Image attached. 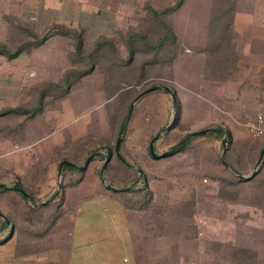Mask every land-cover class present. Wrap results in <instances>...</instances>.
I'll return each mask as SVG.
<instances>
[{
    "label": "rangeland",
    "instance_id": "374dc122",
    "mask_svg": "<svg viewBox=\"0 0 264 264\" xmlns=\"http://www.w3.org/2000/svg\"><path fill=\"white\" fill-rule=\"evenodd\" d=\"M217 1L223 0H184L178 10L165 16L175 39L165 41V47L157 54L158 64L147 67L142 84L130 86V81L117 80L116 74L109 73L106 65L98 64L95 71L79 80L74 81L76 77L69 79L72 86L81 87L75 90L73 100L78 101L81 96H85V108H89L86 113L96 106L94 96L91 98V93L96 91L97 97L103 94L100 106L108 115L105 122H108L107 125L101 126L99 131H88L89 134L79 138V141L98 139L93 133L100 132L107 135L109 144L115 148L120 134L117 124L129 113L128 110L126 113L124 105H131L134 94L138 95L153 86H167L175 94V102L163 94H148L142 103L138 101L139 106L134 105L131 120L125 126L123 135L127 131L128 141L132 144L137 141L146 146L151 136L157 135L153 146H156L158 152L175 150V155L160 163L150 161L141 169L135 185L119 183L124 179L118 176L123 170L112 160L107 164V178L114 185L107 182L105 185L115 189L130 187L127 192L146 187L148 195L156 196V203L153 205L150 202L148 206L164 208L166 216L160 215L157 221L160 223L164 220L169 226L157 238L163 235H182V247H173L172 255H178L182 248L184 255L193 259L200 258L199 264H237L234 257L236 249H248L255 253L259 262H264V195H251L250 185H228L230 171L218 161L222 150V147H218V142L212 144L193 141L178 153L192 139L188 138L182 144L186 137L194 132L217 125L228 129L227 125L230 126L233 122L239 124V120L244 119L248 113L249 121L255 118L261 101H264V0L236 2L238 13L235 28L230 34L236 56L229 61L220 58L230 65L228 69H225L227 65L223 66V70L217 61L212 60V55H209L216 37L223 33L220 27L208 23ZM174 2L175 0H0V3L6 5L0 9V50L12 54L20 49L22 58L17 62L27 64L28 71L24 75L29 81V76L35 74L34 70L37 69L36 74L49 79L43 88L52 83L59 84L73 65L81 69L85 64H73L75 40L53 35L40 42L49 33H54L50 29L52 25H60L79 33L83 41L82 54L89 52L99 37H103L124 56L125 39L132 31L146 32L152 37L150 40L156 41L160 25L153 21L149 12L163 10ZM219 43H222L221 47H227V40ZM229 52L228 50L227 53ZM168 53L173 56L172 63L163 62V55ZM145 56L148 57L147 54ZM3 63L0 60L1 66ZM210 64L212 68H207ZM233 65H236L235 69L231 68ZM212 69L218 72L219 81L211 79ZM4 75L1 70V89L6 82ZM29 81L22 86L24 99L30 95ZM113 89L118 91L112 94L115 96L109 101L107 98ZM57 93L59 96L63 95L65 86ZM95 110L97 108L92 109V115H96ZM2 112L0 111V115ZM3 116H0V184L13 187L18 183L26 193L42 195L37 199L38 202L55 198V213L59 207H66L73 195H119L117 193L122 192L108 189L99 180L103 156L110 153L101 146L93 151L100 155L89 164L82 176L78 172L60 170L59 174L54 173L53 178H47L49 169L32 161L31 151H21L19 154L12 152L15 145L24 144L25 138L22 128L11 126ZM171 122L172 128L166 131ZM232 128L233 126L229 131ZM231 138L238 152L236 154L242 158L250 151L252 140L264 143V140L253 139L250 135L247 139L239 136L237 140L231 134ZM64 155L69 157L70 154L57 153L54 157L56 159L57 156L60 158ZM62 159L60 160L63 161ZM77 159L76 164L82 166L84 161ZM228 159L233 160V153L229 154ZM229 190V193L226 192ZM232 191L233 195L230 194ZM4 202L5 200L1 202V207H4Z\"/></svg>",
    "mask_w": 264,
    "mask_h": 264
},
{
    "label": "crops",
    "instance_id": "0c3cea01",
    "mask_svg": "<svg viewBox=\"0 0 264 264\" xmlns=\"http://www.w3.org/2000/svg\"><path fill=\"white\" fill-rule=\"evenodd\" d=\"M4 7H6V5L0 3V9ZM237 13L238 10L236 6L232 17V31L233 28H235ZM3 14H5V12H3ZM21 55L22 52H19L14 59L0 56V60H3L4 62L2 66L0 65V72L1 70L4 72L5 75L3 76V79L6 81L3 88H0V111H3L2 113H4L6 111L20 108L28 112L21 114L10 113L3 116L5 120H9L12 124L11 126H20L23 130L25 138L23 140L24 144L15 145L12 152L19 154L21 151L26 153L31 151L30 159L37 164L47 167L49 169L47 172V178H53L55 176L54 173L56 172L59 174L62 167L66 165L63 164L65 161H61L60 159L67 157L65 155L60 158L57 156L55 159V154H69L73 145L79 141V138L89 134L88 131H99L101 126L107 125L108 122H105L108 115H106L104 108L100 106L103 101V94L98 95L97 97L96 91L91 93V98L94 96V105L96 106H93L92 104L93 107L87 113L86 111L89 108H85V103H87V100L84 99L85 96H81V99H78V101L73 100V96L76 92L75 90L78 88L76 86H71L73 87V90L70 88L62 95V97H60L58 93L49 94L39 101V96L43 90L44 83L49 82V79L44 78V76H41L40 74H36L37 69H35V74L29 76L31 78L29 81L24 75V73L28 71L27 64L17 62L20 60L19 58H22ZM28 81L31 85L30 95L24 99L22 96V86ZM83 84L84 83L82 82L81 85L83 86ZM80 88L81 87L77 90ZM235 90L237 91V89ZM162 91L164 90L159 89L142 95L134 105H137L139 100L140 103H142L145 96L148 94L152 95L153 93L163 94L164 96L171 98L169 93L164 94ZM113 96L115 95L110 94L107 100L110 101ZM45 102L47 105H45ZM262 104H264V101H261L260 107L255 113V116L262 111ZM39 105L40 108H38ZM94 108H97V110L94 111L96 115H92L94 114L92 112V109ZM133 108L131 112L134 111L135 108ZM129 109L130 106L128 111ZM127 116L128 115L126 114L122 129L119 131L121 133V139H124V141L122 144L120 143L121 146L119 144L120 148L118 147V155H116L119 156L120 153L124 161L120 160L118 162L111 158V162L112 160H115V163L117 162L119 167L121 166V168H124L129 166L135 171L137 173V178L132 183L134 184L136 181V183H138L141 169L147 166L150 161L152 163H160L167 158H170L175 153L168 157L156 159L153 158L149 152L150 142L152 141L153 146L156 139L151 140L150 138L147 146L145 144L144 146L137 141L133 142V144L130 140L128 141V132L126 131L125 135H123V133L129 119L131 120V113L126 125H124ZM249 117L250 113H248L244 119L241 118L239 124L237 122L236 124L234 122L231 124L230 121L228 122V124H230V126L227 125L228 130L233 126L232 131L230 130V134L235 136L236 139L237 137L239 138V136L244 139L249 138L247 124L254 119L253 118L249 121ZM229 119L231 120V118ZM119 124H117V126H119ZM217 126L207 128H218ZM221 129L225 130L224 127ZM93 134L98 138L95 140L100 141L103 139V141L105 140L110 143L106 134L101 133V135L100 132ZM261 144L264 143L261 142ZM102 148H104L105 151H108L107 148ZM236 150L235 144H232V148L229 152L233 153L234 161L239 157V155L236 154ZM153 151L156 155L165 153V151L159 153L156 146H153ZM247 154L248 153H246V155ZM263 155L260 160L258 157V160L253 167L249 164L242 165L241 162H239L237 167L241 168V171L243 172L242 175L235 174V176L238 179H242L239 176L248 177L252 173L255 175ZM81 157L82 156H79V158ZM94 159L91 162H93ZM108 162L109 159L107 164ZM107 164L102 174L103 178L105 173L107 175L109 174ZM229 171L233 172L232 170ZM121 173L119 172L118 174L116 172L118 176L124 178L125 173ZM242 180L248 181L251 180V178ZM114 181L117 182L116 179ZM12 188L13 187H8L6 190ZM26 194L28 195L27 199L22 195L21 196L22 200L28 206L27 209L23 207V202L17 197V195H0V205L1 202L5 200L4 207L0 206V214L6 219L8 217L7 221L9 222V225L6 224L3 226L4 222L0 218L2 220L0 228V264L200 263V258L196 257L193 259V257L190 258L188 255H184L183 252H181L182 248L179 249L178 255H172L173 247L177 245L182 247L181 234L178 236L163 235L161 238H157V236L162 234L161 232L163 230L169 227L164 223V220H161L160 223L157 221V217L160 215L166 216L164 208L157 209L155 206H147L142 210L127 208L125 206L126 202L121 195H73V198L71 199L72 201L66 207H59L60 209L55 213V205L57 204L55 198L51 201L38 202L37 199L42 195H34L35 201L32 202L29 194ZM151 196V204L154 205L156 203V196ZM157 230L159 231V234H157Z\"/></svg>",
    "mask_w": 264,
    "mask_h": 264
},
{
    "label": "trees",
    "instance_id": "16d2710c",
    "mask_svg": "<svg viewBox=\"0 0 264 264\" xmlns=\"http://www.w3.org/2000/svg\"><path fill=\"white\" fill-rule=\"evenodd\" d=\"M237 1L238 0H223V1L215 2V7H214L215 10L213 12V16L211 20L208 22L209 25H217V27H220L223 30V33H221L219 36L216 37V43L214 42L212 44L211 49H210L211 54H209V55H212V60L214 62L217 61L218 66L222 70L224 69L226 65L227 66L225 69L230 68V65L225 63L224 61H221L220 58L226 59L229 61L230 59L236 56L235 51H234L235 47L231 43L232 35L230 36V34L232 32V26H233L232 17L234 15V11L237 6L236 5ZM183 2L184 0H175L172 6L166 7L163 10H152L151 12H149L153 21L156 23H159L160 25V32H159L160 34H156L155 36L156 41H153V40H150V38L152 37L148 36L146 32H143L141 30L132 31L131 33H129V35H127L125 39V43L123 47L124 54H125L124 56H122L121 53L118 52L117 49H115L113 45L107 39L103 37H99V39L97 40L98 42L93 45V47L89 50V52L82 54L83 41H82V36H80L79 33H77L75 30H72V29L63 28L60 25H52L50 29H52L54 33L53 34H51L52 32L49 33L48 36L45 39L43 38L40 42L47 40L49 37L53 35H59L62 37L69 38L71 40H75L76 42L74 46L75 60L73 64L76 62L77 65H80L82 63L83 65L85 64V66L84 68L80 69V68H76V66L73 65L72 68L66 71V74L64 75L63 79H61V82H60L61 85L60 83L59 84L52 83L44 87L41 92V95L39 96V101H41L45 96L51 94L52 92H54V94L57 93L60 89L63 88V86H65V92H67L73 84L71 81H69V79H73L74 77H76L74 81H77L83 76L89 73H92L97 68L96 64H98V66L106 65L109 73L116 74L117 80L124 81L127 79L128 81L131 82L130 84H128L130 86L132 84L135 86L142 84L146 78L145 71L147 70V67L158 64L157 62H159V59H158L159 56L157 54L160 51H162L161 49L163 47H165L164 46L165 41H170V40L172 41L173 39H175V35L172 29L168 26L165 16L170 15L176 10H178L182 6ZM149 32H151V30ZM221 40H227V47H223V46L221 47L222 43L221 44L219 43ZM228 50L230 51L229 53H227ZM19 52H20V49L12 54L4 50H0V56H5L9 59H13L19 54ZM145 54H147L148 57H146ZM163 57H164L163 62L165 61L171 62L173 59V56H171L170 53H168L167 55L166 54L163 55ZM211 65L212 64H210V66H208L207 68H212ZM235 66L236 65H233V67L231 68L233 69ZM232 69H229V70H232ZM212 71L213 72L211 75L212 77L211 79L215 81H219L218 74H217L218 72H216V69H212ZM165 87L166 89L162 92L164 94L172 93L175 98V94L173 93V91L167 86ZM117 91H118L117 89H113L111 94L113 93L115 94L117 93ZM135 95L136 94H134L132 99L135 98ZM60 97H62V95ZM124 106H126V113H127L129 104L124 105ZM10 113L21 114V113H28V112L20 108H17L12 111H6L2 113L0 116L7 115ZM176 116H177V113H176ZM125 118H126V114L123 116L122 121L118 126V131L122 129ZM217 127L220 129L222 128V126L220 125H218ZM225 131L227 132L228 138L226 140V152H225L224 160H225V163L230 167V170L233 171L230 173L228 172L231 176L228 182V185H237V186L242 185L243 187L250 185V190L252 191L251 195H264V173H263L264 172V155L259 164L257 172L255 173L253 178H251V180L244 181L242 179H238L235 176V174L242 175V172H243L241 171V168L237 167L239 165V162H241L242 165L249 164L251 167H253L256 164L260 152L262 151V149H264V144H261V143L256 142L255 140L254 141L252 140V143H251L252 147H250V151L248 152L246 157L242 158L239 156L237 159H235V161L232 160L233 161L232 162L228 159V156L230 154L229 151L232 148V144H233L232 138H231L230 131L228 129H225ZM156 137L157 135H152L151 140L156 139ZM222 138H223V135L222 133H219V132H209L206 134H197V133L195 134L194 133L193 138L185 146H183L178 153L182 152L185 148L191 145L193 141H197V142L206 141L212 144H214L215 142L216 143L218 142V147L221 148ZM123 141L124 139L121 141V144L123 143ZM100 146L105 147L110 151L109 157H108L109 163L111 162V158L115 159L118 162L120 160L124 161L120 153H119V156H116L114 147L112 148L109 142L105 140L103 141V139H101L100 141L99 140L97 141L95 139H90V138L86 140H80L77 143H75L69 153L70 154L69 157H65L62 160L76 164L78 163L77 158H79V156H82L80 159L85 161L86 158ZM173 156H171L170 158H172ZM99 160L103 161L102 158H99ZM218 161L221 165H223L220 161V158H218ZM122 170H123L122 174L125 173L126 177H124V179L119 181V183L132 184L137 178V173L133 171L129 166L122 168ZM61 171L78 172L81 174V176L83 175V172L70 168L67 165H64ZM107 176L108 175L105 173L104 180L107 183H109L111 186L114 185V182H111V180L108 181ZM18 189L24 191L22 186L16 183L12 189L0 191V195H17V197L22 200L21 194L17 191ZM146 190H147L146 187L145 188L141 187V188H137L135 190L129 191V192L125 191V192H121L117 194L123 197L124 201L126 202L125 206L127 208L142 210L146 208L152 200V196L148 195ZM226 192L229 193L230 190ZM28 194L30 196V200L34 202L35 201L34 195L30 193ZM230 194L233 195V191ZM22 202H23V207L27 209L28 206L26 205V203L23 200ZM1 225H2V220L0 219V228H1ZM236 250H237L236 255L234 254V257H236L237 264H263L264 263V262H259L256 259L255 253L252 252L251 250L250 251L248 249H236Z\"/></svg>",
    "mask_w": 264,
    "mask_h": 264
},
{
    "label": "water",
    "instance_id": "95a60500",
    "mask_svg": "<svg viewBox=\"0 0 264 264\" xmlns=\"http://www.w3.org/2000/svg\"><path fill=\"white\" fill-rule=\"evenodd\" d=\"M159 89H163V90H165L166 87H164V86H154V87H150V88L146 89L145 91H143L142 93H140L139 95H137V97L134 99V101H133V102L131 103V105H130V109H129V111H128L129 113H128L127 119H126V121H125V123H124L125 125H126L127 120H128V118H129V116H130V113H131V110H132V108H133L134 103H135V102H136V101H137L142 95H145V94H147V93H150V92H153V91H155V90H159ZM169 94L171 95L172 101H173V103H174V102H175V98H174L173 94H172V93H169ZM172 124H173V122H171V123L166 127L165 130H166V131H169L170 128L172 127ZM211 131H216V132L222 133V135H223V138H222V141H221V145H222L221 147H222V150H221L220 160H221V163L224 165V167H226L227 169L230 170V167L225 163V160H224L225 152H226V140H227V136H228V135H227V132H226L225 130H223V129H220V128H207V129L201 130V131L198 132L197 134H205V133H208V132H211ZM195 134H196V133H195ZM193 136H194V134H191V135H189L188 137H186L185 141H183V144L186 142V140H187L188 138H191V137H193ZM120 141H121V133L119 134V137H118V139H117V141H116V143H115V153H116V155H118V147H119ZM149 152H150V155H151L153 158L159 159V158H163V157L171 156L172 154L175 153V150H170V151L165 152V153H162V154H160V155H156V154L154 153V151H153V146H152V141H151L150 144H149ZM263 153H264V149H263V150L261 151V153H260L259 160L261 159ZM99 155H100L99 152H93V153H91V154L86 158V160L84 161V163H83L82 166H77V165H75V164H72V163H69V162H66V161L63 162V164H66V165H68L69 167H72V168H76V169H78V170H80V171H84V170L87 168L88 164H89L94 158H96V157L99 156ZM103 157H104V163H103V165H102V169H101V172H100V174H99L100 182H101L102 184H104L105 187H107L108 189H110V190H112V191H128V190H130V187H129V188H125V189H115V188H113V187H111V186H107V185H105V180H104L102 174H103V171H104L105 166H106V164H107L109 154L104 155ZM258 162H259V161H258ZM253 175H254V173H252V174H251L250 176H248V177H244V176H239V177L242 178V179H250V178H252ZM136 182H137V181H136ZM136 182L134 183V185L136 184ZM6 189H8L7 186H5V185H3V184H0V191H1V190H6ZM17 191H18V192H19V193H20L25 199L28 198V195H27L24 191H22V190H20V189H18ZM0 218H1V219L3 220V222H4L3 226L6 225V224L9 225V222L7 221V219H6L4 216H2L1 214H0Z\"/></svg>",
    "mask_w": 264,
    "mask_h": 264
},
{
    "label": "built area",
    "instance_id": "2783aa9c",
    "mask_svg": "<svg viewBox=\"0 0 264 264\" xmlns=\"http://www.w3.org/2000/svg\"><path fill=\"white\" fill-rule=\"evenodd\" d=\"M262 111L247 124V131L251 138L264 140V104L261 105Z\"/></svg>",
    "mask_w": 264,
    "mask_h": 264
}]
</instances>
